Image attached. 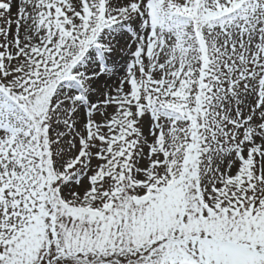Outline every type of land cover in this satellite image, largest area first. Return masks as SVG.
<instances>
[{
	"label": "snow or ice",
	"instance_id": "1",
	"mask_svg": "<svg viewBox=\"0 0 264 264\" xmlns=\"http://www.w3.org/2000/svg\"><path fill=\"white\" fill-rule=\"evenodd\" d=\"M0 264H264V0H0Z\"/></svg>",
	"mask_w": 264,
	"mask_h": 264
}]
</instances>
